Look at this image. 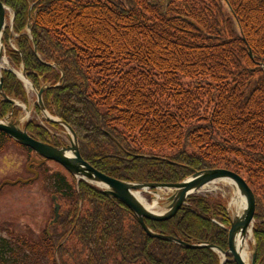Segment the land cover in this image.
Wrapping results in <instances>:
<instances>
[{
	"label": "trees",
	"instance_id": "obj_1",
	"mask_svg": "<svg viewBox=\"0 0 264 264\" xmlns=\"http://www.w3.org/2000/svg\"><path fill=\"white\" fill-rule=\"evenodd\" d=\"M1 1L15 13L3 36L8 59L45 87L46 109L74 129L82 157L137 183L215 168L240 174L255 194L256 264H264V0ZM3 87L28 102L13 71H3ZM18 110L0 101V117ZM13 142L0 130V153ZM51 182L58 221L37 239L0 227V264L221 263L211 248L151 237L91 183L59 172ZM146 224L228 251L222 194H192L173 218Z\"/></svg>",
	"mask_w": 264,
	"mask_h": 264
},
{
	"label": "water",
	"instance_id": "obj_2",
	"mask_svg": "<svg viewBox=\"0 0 264 264\" xmlns=\"http://www.w3.org/2000/svg\"><path fill=\"white\" fill-rule=\"evenodd\" d=\"M7 10L10 8L0 0V96L4 100L17 104L15 100L9 98L3 87V70H12L19 79L26 83L29 82L31 88L37 94V103L40 110L47 116L51 122L63 125L70 133V143L67 146L56 147L47 142H43L31 136L26 127L23 125L22 120L8 119L7 122L0 121V130L7 133L13 140L23 146L30 147L35 152L40 154L44 160H52L61 164L72 176L76 178L77 185L81 180L94 184L99 187L100 191L107 195L120 200L125 204L136 216L142 228L151 236L162 240L172 241L184 245L187 248H211L218 252L221 256V263L225 264L231 257L237 264H245L242 258V248L244 241L253 234V227L255 223V209L256 199L255 194L246 180L238 173L225 168L205 169L201 171H194V173L187 177L185 180L177 183H137L120 180L94 168L88 161H86L80 152L79 141L74 129L62 119L49 115L43 101V92L45 87L37 90L30 82L27 74L23 68L22 72L16 71L9 61L3 65L4 55L3 34L7 27ZM31 15V14H30ZM15 14L10 21L12 27ZM28 29L31 30V24H28ZM252 55V54H251ZM8 66V67H6ZM35 172V171H34ZM38 176L35 172L34 179ZM229 180L235 187L234 197L236 195L244 196L246 199V206L241 213L234 215L230 214V227L228 230V251H224L220 247L215 246L209 242L202 243H188L179 237L173 235L162 234L154 232L147 224L146 220L164 221L173 218L178 211L184 206L189 196L196 193L201 187L213 181ZM30 180L17 178L16 180H6L0 186L17 183H26ZM171 189L173 192L167 198L168 207L163 212H156L146 206L135 194L136 191L142 190H158V189ZM233 199V198H232ZM55 202L54 218L50 225L56 223L60 217L61 204L58 202V197L53 195ZM229 209V205H228ZM250 264H256L257 248L253 244Z\"/></svg>",
	"mask_w": 264,
	"mask_h": 264
},
{
	"label": "rangeland",
	"instance_id": "obj_3",
	"mask_svg": "<svg viewBox=\"0 0 264 264\" xmlns=\"http://www.w3.org/2000/svg\"><path fill=\"white\" fill-rule=\"evenodd\" d=\"M12 19V11L7 10V23ZM6 57V52L4 53ZM8 60V58H6ZM10 63V62H9ZM8 67V66H6ZM19 73L21 69H16ZM27 87V86H26ZM29 94L28 104L20 100H15L21 109L17 118L25 124L28 120L34 119L36 122L47 124V116L42 112H37V94L30 87H27ZM51 115V114H50ZM16 118V119H17ZM0 121L7 122L6 118L0 117ZM60 134L70 143L69 131L61 126ZM29 152L26 148L9 143L4 151L0 153V185L4 180H15L18 177H31L26 172V165L29 160ZM59 172L67 177L70 182H76L67 170L58 162H50L44 166L35 179L30 182L5 185L0 189V227L3 229L11 228L14 231L38 238L46 229L50 230V222L54 218L55 202L53 195H57L51 182V174ZM173 191L171 189L142 190L140 195L153 206L156 212H163L168 207L167 198ZM202 192L222 194L228 201L229 212L231 215L237 213L236 206L232 204L235 187L232 183L220 180L206 186ZM59 202V198H58ZM60 203V202H59ZM6 233V232H3ZM255 243L254 236L249 239L250 260Z\"/></svg>",
	"mask_w": 264,
	"mask_h": 264
},
{
	"label": "flooded vegetation",
	"instance_id": "obj_4",
	"mask_svg": "<svg viewBox=\"0 0 264 264\" xmlns=\"http://www.w3.org/2000/svg\"><path fill=\"white\" fill-rule=\"evenodd\" d=\"M26 92H27V90H26ZM27 94H28V92H27ZM1 100H4L2 96H0V101ZM28 100H29V94H28ZM26 104H28V102ZM13 105L15 106V109L19 108L17 106L18 104H13ZM36 109H37V112L41 111L38 106ZM20 111H21V109L19 108L17 114H15L14 112H10L9 114H7L5 116V118L7 120L8 119H16L18 117ZM32 123L35 124L34 127H32V125H31ZM36 124H37V126H41V127H36ZM23 125L26 127L28 133L31 136H33V137H35V138H37L43 142H47V143H49L53 146H56V147H63V146L68 145L67 140H65V138L62 136V134H60V131H61L60 127L63 125H61L59 123H55V122H51L50 120H47V124H44V123L40 124V123L36 122L34 119H32V120H28ZM24 148H26L30 154L28 164L26 165V172H28L29 175L31 176V177L24 178V179L34 178L36 171H37V173H39L41 170H43L45 165H47L50 162H54L52 160H44L40 154L35 152L30 147L25 146Z\"/></svg>",
	"mask_w": 264,
	"mask_h": 264
},
{
	"label": "bare ground",
	"instance_id": "obj_5",
	"mask_svg": "<svg viewBox=\"0 0 264 264\" xmlns=\"http://www.w3.org/2000/svg\"><path fill=\"white\" fill-rule=\"evenodd\" d=\"M29 30V29H28ZM30 31V30H29ZM7 59L4 58L3 59V65L7 64ZM26 84H27V87H30V84L29 82L26 81ZM43 96V95H42ZM194 173V172H193ZM227 182H230L229 180H225ZM215 181L213 182H210L208 184H206L205 186L201 187V189H199V191H197L196 193H210V192H202V190L208 186L209 184L211 183H214ZM194 193V194H196ZM135 194L137 195V197L139 198V200H141L146 206H148L150 209L153 208V206H155L157 203L156 201L154 202L153 205H149L145 200L144 198L140 195V191H136ZM232 204H234L236 206V209H237V213H241L242 210L245 208L246 206V199L244 196H240V195H236L235 197H233L232 199ZM249 239H251V236L249 238H247L244 243H243V248H242V258H243V261L245 262V264H250L251 260H250V252H249ZM252 257V256H251Z\"/></svg>",
	"mask_w": 264,
	"mask_h": 264
}]
</instances>
